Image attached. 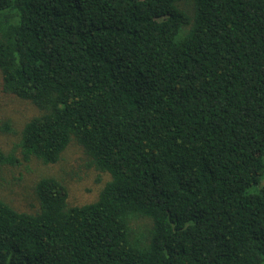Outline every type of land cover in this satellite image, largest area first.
<instances>
[{"label": "trees", "instance_id": "1", "mask_svg": "<svg viewBox=\"0 0 264 264\" xmlns=\"http://www.w3.org/2000/svg\"><path fill=\"white\" fill-rule=\"evenodd\" d=\"M0 76L38 111L0 175L74 142L109 176L0 195V264H264V0H0Z\"/></svg>", "mask_w": 264, "mask_h": 264}, {"label": "rangeland", "instance_id": "2", "mask_svg": "<svg viewBox=\"0 0 264 264\" xmlns=\"http://www.w3.org/2000/svg\"><path fill=\"white\" fill-rule=\"evenodd\" d=\"M38 114L36 108L14 96L2 91L0 76V149L10 151L17 141L18 132L26 121ZM3 121H9L16 135L5 134L2 130ZM81 148L71 143L60 161L56 164L45 165L33 160L22 163L18 167L6 168L0 179V195L15 208L32 211L29 202L32 200V187L41 178L47 176L62 177L68 180L69 201L73 205H80L94 201L104 183L109 179L107 174L98 173L92 169H84ZM264 183V182H263Z\"/></svg>", "mask_w": 264, "mask_h": 264}]
</instances>
